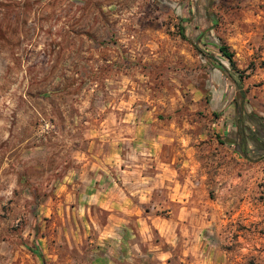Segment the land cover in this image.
<instances>
[{
  "label": "rangeland",
  "instance_id": "obj_1",
  "mask_svg": "<svg viewBox=\"0 0 264 264\" xmlns=\"http://www.w3.org/2000/svg\"><path fill=\"white\" fill-rule=\"evenodd\" d=\"M263 124L264 0H0V264H264Z\"/></svg>",
  "mask_w": 264,
  "mask_h": 264
},
{
  "label": "crops",
  "instance_id": "obj_2",
  "mask_svg": "<svg viewBox=\"0 0 264 264\" xmlns=\"http://www.w3.org/2000/svg\"><path fill=\"white\" fill-rule=\"evenodd\" d=\"M218 50V49H217ZM128 140L129 143H133L135 145H138L137 142L139 140V138L137 136H133L130 135L128 138H125ZM145 141V143H148L150 145H154V148H156L155 150H159V144L160 146H163V144H169L170 142H174V138H166L161 136V138H154L153 137H147ZM160 141V143H158V141ZM144 143V142H142ZM149 152V151H148ZM144 168H140V166L136 165V166H131L130 168H128V170L126 169H122L120 168V172H122V174H118V176H116V178L112 179L113 181V185L111 187H106L105 184L102 185H98V188L101 189H96V191H100L103 193H107V192H114L116 193L115 196V201L113 200L112 202V206H114V208H124L125 206H135L137 207L138 204H134L135 201L131 200V199H121V194L122 193H126V192H131V191H135V192H140V193H149L152 192L155 189V186L153 185L152 182L148 181L149 176H151L150 174H147L146 170L143 171ZM175 171V170H174ZM163 174H160L159 176H161ZM125 176L128 178L126 179ZM173 183L168 185H171L172 187V191H174L175 193H178L179 191L183 192L186 188V185L184 183H181L178 180H172ZM107 194L104 195V197H106ZM174 196H176L177 199H179L177 194H174ZM103 203L101 204V206L104 207H110L111 206V200L107 199V200H102Z\"/></svg>",
  "mask_w": 264,
  "mask_h": 264
},
{
  "label": "trees",
  "instance_id": "obj_3",
  "mask_svg": "<svg viewBox=\"0 0 264 264\" xmlns=\"http://www.w3.org/2000/svg\"><path fill=\"white\" fill-rule=\"evenodd\" d=\"M180 35L182 37H184L183 32L180 33ZM217 49H218L220 55L226 60L227 64L230 67V70L234 71V72H238V70L235 67L234 60H233L234 54L232 51L229 50L228 46L220 40V44L217 47ZM38 254H40V253H38ZM43 263L45 264L44 260H43Z\"/></svg>",
  "mask_w": 264,
  "mask_h": 264
},
{
  "label": "flooded vegetation",
  "instance_id": "obj_4",
  "mask_svg": "<svg viewBox=\"0 0 264 264\" xmlns=\"http://www.w3.org/2000/svg\"><path fill=\"white\" fill-rule=\"evenodd\" d=\"M262 127H264V124L262 125ZM262 132V131H261ZM252 139V138H251ZM258 139H260V137L258 136Z\"/></svg>",
  "mask_w": 264,
  "mask_h": 264
}]
</instances>
